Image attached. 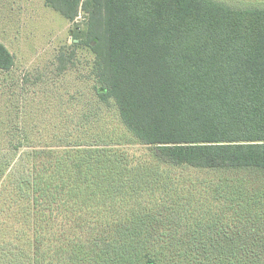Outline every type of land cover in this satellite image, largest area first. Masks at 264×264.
<instances>
[{"label":"trees","instance_id":"obj_1","mask_svg":"<svg viewBox=\"0 0 264 264\" xmlns=\"http://www.w3.org/2000/svg\"><path fill=\"white\" fill-rule=\"evenodd\" d=\"M46 4L94 55L93 102L54 135L61 144L11 141L31 147L28 176L13 183L27 264H264V192L246 184L264 175V9ZM13 64L0 42V70Z\"/></svg>","mask_w":264,"mask_h":264},{"label":"rangeland","instance_id":"obj_2","mask_svg":"<svg viewBox=\"0 0 264 264\" xmlns=\"http://www.w3.org/2000/svg\"><path fill=\"white\" fill-rule=\"evenodd\" d=\"M217 1L235 8L264 9V0ZM76 19L83 22L80 8ZM71 26L46 0H0V42L14 58L10 69L0 70V163L6 162L11 174L3 183L5 175L0 176V264H27L22 256L31 249L29 228L15 210L22 201L13 189V183L19 185L28 176L26 153L31 147L25 143L13 150L11 141L27 136L30 145L61 144L63 138L54 135L62 136L67 121L76 123L92 106L94 55L86 46L71 45ZM107 118L116 124L115 116ZM138 148L134 146L129 154ZM195 173L199 178L232 176ZM262 175L252 174L247 186L264 192Z\"/></svg>","mask_w":264,"mask_h":264}]
</instances>
